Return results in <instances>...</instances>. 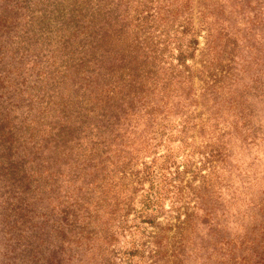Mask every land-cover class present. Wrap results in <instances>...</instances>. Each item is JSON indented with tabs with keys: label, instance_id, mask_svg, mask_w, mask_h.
Returning <instances> with one entry per match:
<instances>
[{
	"label": "trees",
	"instance_id": "trees-1",
	"mask_svg": "<svg viewBox=\"0 0 264 264\" xmlns=\"http://www.w3.org/2000/svg\"><path fill=\"white\" fill-rule=\"evenodd\" d=\"M5 188L55 264H264V0H0Z\"/></svg>",
	"mask_w": 264,
	"mask_h": 264
},
{
	"label": "rangeland",
	"instance_id": "rangeland-1",
	"mask_svg": "<svg viewBox=\"0 0 264 264\" xmlns=\"http://www.w3.org/2000/svg\"><path fill=\"white\" fill-rule=\"evenodd\" d=\"M200 35L202 36L203 34H200ZM198 42H199L198 47L202 48L203 40L199 38ZM5 178L2 179V184L7 183V180L5 181ZM5 191H6V188L0 189V196L5 195L6 193H3ZM0 204H1V201H0ZM1 212L3 213V215H0V264H24V262L21 261L23 257L22 255L19 254V247L23 246L24 244L29 245L28 249L33 250L31 254L35 256V258L39 259V261L41 257H45V254L48 253L46 254L44 262L49 261V262H52V264L57 263L58 259L56 257V254L53 251H51V248L53 247L52 244H55L56 238L52 239V236L50 237L51 243H49L50 246H49L48 251L45 252L40 248H36L34 247V245L28 242L31 239V237L33 238L35 235V233L28 231L29 229L28 228V223H29L28 217L25 216L24 213H22V214H16L12 218H5V213L8 214L7 209H5L4 211L1 209ZM2 230H9L11 231L10 234L17 235V240L14 241L13 244L8 243L5 239L2 238V235H1ZM22 230H24V233H25L24 237H18L19 232ZM4 250H12V253H9L7 255V258H3L1 256V253ZM8 256L14 258L13 262H9Z\"/></svg>",
	"mask_w": 264,
	"mask_h": 264
}]
</instances>
